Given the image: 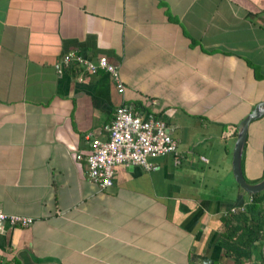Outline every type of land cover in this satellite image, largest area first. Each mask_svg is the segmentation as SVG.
I'll return each mask as SVG.
<instances>
[{
  "label": "crops",
  "instance_id": "0c3cea01",
  "mask_svg": "<svg viewBox=\"0 0 264 264\" xmlns=\"http://www.w3.org/2000/svg\"><path fill=\"white\" fill-rule=\"evenodd\" d=\"M67 50L105 55L122 91L104 72L57 74ZM263 100L264 0H0V209L32 218L1 225L0 264H234L221 219L249 196L231 149ZM122 103L164 119L175 154L117 164L99 189L84 158ZM263 117L241 154L248 179ZM196 132L218 149L197 153Z\"/></svg>",
  "mask_w": 264,
  "mask_h": 264
},
{
  "label": "built area",
  "instance_id": "2783aa9c",
  "mask_svg": "<svg viewBox=\"0 0 264 264\" xmlns=\"http://www.w3.org/2000/svg\"><path fill=\"white\" fill-rule=\"evenodd\" d=\"M69 66L79 69L78 80L83 74L104 72L109 75L118 92L123 89L117 67L105 55L91 58L77 50H67L53 63L57 74ZM103 130L105 139L91 138L90 150L84 158V175L99 189L111 185L113 167L117 164L139 165L149 170L156 167L152 163L153 158L167 153L175 154L176 144L170 135L169 126L151 111H140L128 104H119L114 108L111 119L103 125ZM31 222V217L6 213L0 209V227L3 223L27 226Z\"/></svg>",
  "mask_w": 264,
  "mask_h": 264
},
{
  "label": "trees",
  "instance_id": "16d2710c",
  "mask_svg": "<svg viewBox=\"0 0 264 264\" xmlns=\"http://www.w3.org/2000/svg\"><path fill=\"white\" fill-rule=\"evenodd\" d=\"M262 125L264 126V117ZM257 134L261 139L264 136V128ZM256 147H258L257 143ZM255 152L257 151L253 152V158L257 160L259 155ZM252 171L257 173L255 178L248 179L243 175L249 183L258 181L263 174L260 166L257 168L254 165ZM248 196L249 200L242 210L231 212L221 219L222 230L219 235V246L223 249L225 256L233 258L234 264H240L243 260L249 261L251 255L253 259L259 257L263 261L260 245L264 235V189L248 194Z\"/></svg>",
  "mask_w": 264,
  "mask_h": 264
},
{
  "label": "water",
  "instance_id": "95a60500",
  "mask_svg": "<svg viewBox=\"0 0 264 264\" xmlns=\"http://www.w3.org/2000/svg\"><path fill=\"white\" fill-rule=\"evenodd\" d=\"M262 115H264V100L253 104L251 109L237 122L235 127V137L231 149L230 166L233 180L240 190L248 194H254L264 189V136L260 145V156L263 170L262 177L254 183H249L244 179L241 171V154L246 141L248 126L252 121ZM260 252L264 262V235L260 245ZM250 259L253 261V255H251Z\"/></svg>",
  "mask_w": 264,
  "mask_h": 264
},
{
  "label": "rangeland",
  "instance_id": "374dc122",
  "mask_svg": "<svg viewBox=\"0 0 264 264\" xmlns=\"http://www.w3.org/2000/svg\"><path fill=\"white\" fill-rule=\"evenodd\" d=\"M190 120H188V124L190 125ZM205 133V131L203 132ZM193 139L191 140H186L190 146H194L197 149V153H199L198 151L203 152L204 155H207L206 153L210 150V149H214L217 150L219 147V140L218 138H215V140L213 139H209V140H204L201 136V133H195V136L192 135L191 136ZM194 142H196V144H194ZM211 152V150H210Z\"/></svg>",
  "mask_w": 264,
  "mask_h": 264
}]
</instances>
